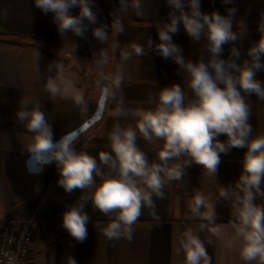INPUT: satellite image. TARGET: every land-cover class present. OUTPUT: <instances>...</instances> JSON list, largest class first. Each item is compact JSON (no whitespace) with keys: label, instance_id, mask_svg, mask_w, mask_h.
Here are the masks:
<instances>
[{"label":"crops","instance_id":"obj_1","mask_svg":"<svg viewBox=\"0 0 264 264\" xmlns=\"http://www.w3.org/2000/svg\"><path fill=\"white\" fill-rule=\"evenodd\" d=\"M229 7L237 9L234 30L236 27L242 30L243 26L239 25L242 23L244 34L235 44L223 46L221 58H232L230 49L237 47L240 50L237 63H242L249 59V47L260 39L258 24L264 17V0H231L230 4L224 0H201L202 12L218 11L227 15ZM169 11L166 0H142L139 14L131 7L127 11L120 9L107 41L101 42L93 35L97 23L88 24L85 20L88 27L83 37L71 32L62 36L53 22V14L43 13L34 0H0V221L14 215L18 221L31 222L32 239L20 264H72V259L76 264H184L180 250L183 232L207 223L194 218L190 211L196 192L203 193L211 206L207 213L215 211V223L208 224V229L220 228L219 236L207 229L199 232L208 253V264H245L239 254L242 241L233 227L236 223L231 201L234 193L229 190V200L219 196L221 188L234 187L242 172L245 149L232 148L229 154H221L215 177L193 164L186 168L181 180L166 183L162 198L153 195L155 215L148 207L142 209L133 226L131 241L109 240L104 235L108 218L89 202L84 209L90 217L87 238L77 242L63 228L62 214L82 191L77 189L69 194L58 185L60 174L55 163L45 165L37 174L28 172L26 167L29 157L26 147L31 142V134L16 119L23 97L33 104L40 103L56 140L93 113L101 89L106 86L109 93L102 118L74 144L77 152L95 157L105 172L108 169L100 163L98 153L111 152L108 133L117 123L111 110L119 108L121 100L125 109L148 111L155 107L160 90L172 84H180L187 98H192L185 74L178 65L157 55L154 46L151 50L148 48L149 38L154 44L159 43L156 26L168 20ZM78 13V7L71 9L72 15ZM118 22L123 24V33L115 30ZM172 39L182 48L185 59L207 60L205 41L193 42L182 26ZM133 43L144 46L145 55L132 54L124 60L123 53H131ZM54 62L63 67L64 79L57 82L62 87L68 82L73 86L69 95L46 91L47 80L60 75L55 69L47 70ZM120 75L123 76L121 88L114 89V80ZM256 78L264 81V70L258 71ZM77 94L84 96L86 105H76L73 97ZM248 101L251 105L248 122L253 134H262L264 100L252 94ZM118 123L121 127L134 126L135 118L131 114L122 116ZM218 139L223 141L226 136ZM136 143L150 162L157 161L156 152L162 142L149 143L138 135ZM256 203L264 205V197L258 195Z\"/></svg>","mask_w":264,"mask_h":264},{"label":"clouds","instance_id":"obj_2","mask_svg":"<svg viewBox=\"0 0 264 264\" xmlns=\"http://www.w3.org/2000/svg\"><path fill=\"white\" fill-rule=\"evenodd\" d=\"M34 3L43 13L53 14V22L62 36L71 32L83 37L88 27L84 21L97 23L93 0H34ZM166 3L170 9L168 20L156 26L159 43L154 44L149 38L148 48L151 50L154 46L157 55L178 65L185 74L192 98H187L180 84H172L160 90L155 107L148 111L125 109L121 100V106L111 110L117 118L108 133L111 152L98 153L100 163L108 169L105 172L95 157L75 150L74 134L54 140L52 126L40 103L33 104L23 97L16 119L31 134V142L26 147L30 161L38 162L35 172L55 163L60 174L58 185L69 194L77 189L82 191L77 201L67 205L62 214L63 228L77 242L87 238L90 217L84 209L89 202L108 218L104 235L109 240L125 238L131 241L133 226L142 209L148 207L155 215L153 195L162 198L166 183L181 180L186 168L193 164L215 177L221 154H229L232 148L245 149L242 172L234 187L221 188L219 196L229 200V190L234 193L231 201L236 223L233 227L242 241L241 259L245 264H264V205L256 203L258 195L264 197V133L254 135L248 122L251 114L248 97L255 94L264 100V81L256 78V73L264 70V17L258 24L260 39L247 50L249 59L237 63L240 57L237 47L230 49L232 58H221L223 46L235 44L244 34L242 23L239 24L242 30L238 27L234 30L235 7L227 8V15H222L218 11L202 12L201 0H166ZM224 3L230 4L231 0H224ZM77 7L79 13L72 15L71 9ZM129 7L139 14L142 0H121V11ZM181 26L193 42L205 41L207 60L203 57L195 62L185 59L182 48L172 39ZM115 30L123 33V24L118 22ZM93 35L101 42L108 39L104 25L95 27ZM131 48V53H123L124 60L130 59L132 54L145 55L144 46L133 43ZM54 69L60 75L47 80L46 91L53 95H69L73 91L71 83L62 87L57 82V79H64L63 67L54 62L47 68L49 72ZM122 83L123 76L116 77L114 89L121 88ZM102 92L108 95L109 89L104 87ZM73 99L78 106L86 105L82 94ZM129 114L135 118L134 126L121 127L118 118ZM138 135L149 143L162 142L156 152L157 161L150 162L147 154L137 146ZM221 135L226 139H218ZM209 207L203 193L193 194L190 211L194 218L207 223L183 232L180 250L184 264H208V253L199 232L207 229L214 236L220 234L219 227L208 229V224L215 223V211L208 214ZM72 264H76L74 259Z\"/></svg>","mask_w":264,"mask_h":264},{"label":"built area","instance_id":"obj_3","mask_svg":"<svg viewBox=\"0 0 264 264\" xmlns=\"http://www.w3.org/2000/svg\"><path fill=\"white\" fill-rule=\"evenodd\" d=\"M32 239L30 221L8 215L0 221V264H20Z\"/></svg>","mask_w":264,"mask_h":264},{"label":"water","instance_id":"obj_4","mask_svg":"<svg viewBox=\"0 0 264 264\" xmlns=\"http://www.w3.org/2000/svg\"><path fill=\"white\" fill-rule=\"evenodd\" d=\"M104 87H106V86H103L102 89ZM102 89H101V93L99 95V98H98V101H97V104H96V107H95L93 113L86 120H84L78 127L69 131L68 133H66V134H74L75 140L83 132L88 130L91 126H93L96 122H98L102 118L104 108H105L106 99H107V95L103 94ZM85 125H87V126L85 127ZM61 137H59L56 140H59ZM26 167H27L28 172L33 173V174H37V173H40L42 171V169H41L38 172H35L38 170V167H39L38 162L30 161V157H28L26 160ZM30 169L32 171H30Z\"/></svg>","mask_w":264,"mask_h":264},{"label":"rangeland","instance_id":"obj_5","mask_svg":"<svg viewBox=\"0 0 264 264\" xmlns=\"http://www.w3.org/2000/svg\"><path fill=\"white\" fill-rule=\"evenodd\" d=\"M121 9V0H93V11L97 16V25H104L110 33L115 26Z\"/></svg>","mask_w":264,"mask_h":264},{"label":"snow or ice","instance_id":"obj_6","mask_svg":"<svg viewBox=\"0 0 264 264\" xmlns=\"http://www.w3.org/2000/svg\"><path fill=\"white\" fill-rule=\"evenodd\" d=\"M87 125H85V127H86Z\"/></svg>","mask_w":264,"mask_h":264}]
</instances>
